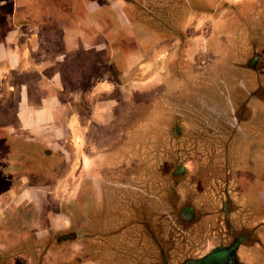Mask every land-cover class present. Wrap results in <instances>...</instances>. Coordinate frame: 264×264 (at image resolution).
Wrapping results in <instances>:
<instances>
[{"label": "rangeland", "instance_id": "1", "mask_svg": "<svg viewBox=\"0 0 264 264\" xmlns=\"http://www.w3.org/2000/svg\"><path fill=\"white\" fill-rule=\"evenodd\" d=\"M128 1L133 9H127V29L125 27L119 37L117 32L109 31V39L116 44L117 38L135 41L136 35L147 34L151 43L145 51L140 50L146 53L147 60L139 59L140 63L119 80L117 72L121 73V69L115 63L112 64L114 69L102 61L107 58L105 51L101 55L85 51V54L75 51L65 54L63 61L74 55L84 60L60 63L66 65L64 73L50 85L60 86V101L69 108L60 126L61 139L43 141L49 144L50 153L54 151L58 157L43 159L44 165L49 164L48 173L30 174L26 179L29 169L23 168L19 173L23 177L14 180L22 186L27 181L47 182L55 204L43 207L39 202L42 197L36 194L40 192L34 191L32 206H24L19 187L15 190L9 179L10 184L3 189L8 206L3 216L5 225H0V264H40L39 260H44L42 264H185L200 257H203L200 264H215L217 249L228 251L227 257H233L237 264H264V248L252 243L257 235L256 220L258 223L260 220L251 219L253 214H247L254 224L248 222L246 229H242V223L239 225L232 219L233 208L240 206L233 200L226 208L232 214L226 215L225 224L217 219L224 188L230 193L234 187L230 181L243 175L242 170L247 177L238 178V187L250 190L252 200L248 201L254 211L262 209L259 192L264 190V0H211L208 6L198 4L205 0H173L170 4L169 0ZM223 3L234 8L228 11L229 17L239 19V38L231 48L227 38L230 34L217 31L221 27L219 22L213 26L212 18L218 8H223ZM243 4L247 6L246 11L240 9ZM82 13V26L88 30L90 22H85L84 11ZM182 15L184 17L179 18L184 23L178 30L165 29L163 23L166 25ZM62 20L69 27L77 22L74 16ZM156 22L164 32L161 33L160 26L155 30ZM102 23L109 24V20L104 19ZM115 27L117 29V25ZM47 29H43L44 33H35L39 42L59 39L56 31ZM69 34L71 40L79 37L73 30ZM198 36L206 45L195 43L186 51L182 41L196 40ZM88 37V32L82 34V38ZM175 38L182 43L176 46ZM158 41H164V45L155 46ZM118 48L115 45L109 49V55ZM39 51L41 55L48 49L31 51L28 61L22 63L23 69L28 67V70L17 76L6 66H0L1 103L9 99V86L21 85L20 75L31 73L41 64L34 61ZM60 51L50 48V53ZM126 52L140 57L137 47H127ZM173 56L175 59L170 62ZM159 71L161 78H147ZM122 82L128 94H120ZM109 97L118 102L110 115ZM0 113L5 120L4 111ZM113 118L115 123L109 128V119ZM239 118H243L241 124L250 121V131H244ZM249 132L253 138L246 140L244 134ZM117 146L133 150L128 152L127 168L130 177L137 176L134 181L140 189L139 195L134 189L125 191L118 186L115 188L119 193L126 196L127 192H132L133 198L107 203L109 173L96 171L104 165L100 164L101 158L89 163L92 174L88 177L94 178L98 187L101 181L103 189L98 188L95 199L103 200V206L90 199L82 203L78 211L76 207H72L71 212L61 208L58 202L71 198L79 179L85 175L86 167H83L88 165L90 153L108 157L109 147L116 150ZM34 149L36 151V147ZM22 150L25 157L26 151ZM5 154L2 157L6 165L11 159L7 150ZM118 159L126 165L123 157ZM249 166L256 171L253 176ZM37 168L42 171L45 167ZM122 170L121 165L117 176L120 180H123ZM171 179L175 184H171ZM53 182H58L54 189ZM170 187L177 188L178 206L163 203L164 189ZM224 195L227 196L225 192ZM27 197L26 194L23 199ZM191 207L185 217L176 215ZM46 213L48 222L42 220ZM65 214H69L68 219ZM240 217H244L243 214ZM30 222L34 224L31 226ZM49 227L58 236L67 233L69 240L62 244L54 242L48 252L45 247L39 248L37 257L33 256L35 251H30L31 248L41 246L39 230L46 232ZM247 229L249 232L245 233ZM44 241L48 245V240Z\"/></svg>", "mask_w": 264, "mask_h": 264}, {"label": "flooded vegetation", "instance_id": "2", "mask_svg": "<svg viewBox=\"0 0 264 264\" xmlns=\"http://www.w3.org/2000/svg\"><path fill=\"white\" fill-rule=\"evenodd\" d=\"M8 6H11V4L10 3L0 4V30H8L11 27V25H9L10 24L9 21L14 23V19L16 17L15 13L11 12ZM233 9L234 8H231L230 5H226L225 3H223V8H218L216 10V14L212 18L213 26L217 25L218 22L219 24H221V27H222V24L225 23L226 21L234 22L236 17L234 16V18H230L229 15L227 14L229 10L234 11ZM236 19L239 20L238 18ZM217 31H220V30H217ZM6 33H9V32L7 31ZM6 36L7 35H4L3 38L6 39ZM182 42L185 44L186 51L191 46L193 47L195 43L199 45L200 43L203 42L206 45V41H204L203 38L201 40L200 39L199 40L189 39V40H185ZM182 42H178V44ZM7 46L8 45L2 46V47H6L7 49ZM2 47L0 48L1 52H3V50L6 51L5 48H2ZM9 48L10 47L8 46L7 50H9ZM193 50L194 52H199V51H195L196 50L195 48ZM83 60L84 59L77 56V60L73 62H81V61L83 62ZM173 63L174 62H172V64ZM64 66L66 65L62 66V64L58 62H51L47 64L41 63L38 66V68L32 71L31 73H27L25 76L24 75L19 76L21 78H25L28 76L29 78L28 85L24 86V85L13 84L9 86V93H7L9 94V99L7 101H4V103H1L0 101V110L4 111L3 114L5 116V120L0 117V122L1 124H3L0 126L1 127L0 128V162H2V164L0 165V207L3 206L2 209H0V225H2V227L3 225H5V222H4L5 220L3 219V216H5L4 210L8 206L6 204L7 202L5 198H3V196L6 195V192H3V189L7 187L8 184H10L9 179L12 180L13 182L12 185L14 186L15 190L19 187L18 192L20 194L22 193L21 200H23L22 204L24 206H29V205L32 206L34 191L40 192L39 194L36 192V194H37V197L39 196L42 197V198L39 197L40 199L39 202L41 203L43 207H50L54 203L53 200L51 199V196L53 193H52V190L50 189V185H46L48 184L47 182L32 183L31 181L30 182L27 181L23 183V185L25 186H22V183L21 184L18 182L14 183V180L21 179V177H23L19 175V173L23 172L24 170L23 168L29 169L28 173L32 175H35V173H38V174H41V173L46 174L44 172L48 173V168H50L49 164L48 162H46V165H44L45 163L43 159L46 158V160L47 159L49 160L51 157L52 158L58 157L56 153H54L53 150H52L53 152L50 153L51 151H49V148H50L49 144L43 141L45 140V138L47 139L53 138V141H57L61 139L60 134H59L61 130L60 126L65 118L66 110L69 111V108L66 107L67 104L61 103L60 101L59 94H60V90L62 91V89H60V86L50 87L51 84L56 83L55 80L57 78H60L63 75ZM121 75L122 74H117V77L119 78V80L123 79V77L126 76V75L124 76H121ZM24 81L25 80L23 79L22 83H25ZM137 83H140V82H137ZM121 85L122 86L119 88L120 94L124 92L128 94L129 90L127 89V87H124L125 86L124 82H122ZM112 87L113 86H111L109 90L112 89ZM109 96H110V93H109ZM109 103H112V105L109 104V115H110V113H113L112 111L115 110L116 108L115 105L118 104V102L115 98L109 97ZM1 115L2 114L0 113V116ZM114 123H115L114 118L109 119V128ZM109 138H111L110 134H109ZM34 147H36V151ZM22 148L25 149L26 151L25 157L22 154L23 152V150L21 151ZM119 148L120 146H117V149L115 150V149H110L109 147L108 157L106 154L100 153L98 155L97 154L94 155L93 153L92 154L90 153V155H92L91 159L88 160V165L83 167V168L86 167V169L84 170L85 175H83V177L79 179V183L76 184L75 191L71 195V198L69 197L64 200H60L58 202L59 205L61 204V208L63 207V209L65 210H70L72 207H76L75 210L78 211L80 205L82 203H87L88 201H90V199H92V201H94L95 204L98 203L99 205H101V207L103 206L102 205L103 200L96 201L95 199V195L97 194L96 192L98 188L103 189L101 181L98 187L95 184V180H93L94 178L88 177L89 173L92 174V171L90 170L91 162H94L96 160H101V158H102V161H100V164L103 162L104 165L97 168L96 171L100 174L103 173L104 171H107L109 173V186L106 189L107 193L105 196L106 197L105 201L107 203L109 202V195H111V193H113V190L116 189L115 187H118V186L127 190V186L129 185L131 186L130 190L132 189L136 190V193L139 195L138 193L139 189H136L138 188V186H135L136 184L133 179L130 180V178H135L136 176H131V177L128 176L130 174L127 168V165H128L127 157L124 158L126 161V165H124V161H121L118 158L116 159L112 158L111 160H109V157L114 155V153L118 151ZM5 149L7 150V155H9V159H11V161L6 165L4 164V159L2 157V154H5V151H6ZM40 165L41 166L43 165L45 167L42 169L43 172L37 168ZM121 165L123 168L122 170L123 180H120L119 178H117ZM52 170H58V167L53 168ZM27 178L28 177H26V179ZM57 185H58V182H55V183L53 182L52 188L54 189V186H57ZM232 189L233 190L230 193H227V188H224L225 191L222 192L223 196L222 198L220 197L222 201L221 200L219 201L218 207H219L220 212L217 214V219L219 223L225 224L226 220H228L226 215L228 214V216H231L232 212L230 211V213H228L226 210V208L229 206L231 201L236 200L238 197L237 195H240V194L242 195L247 192L245 189H241L240 187L237 188L236 186L233 187ZM224 192L225 194H227L226 197L224 195ZM26 194L28 195V197L24 200L23 198L26 196ZM15 196H17L16 193H15ZM44 196L46 198H44ZM105 201H104V204H105ZM109 204H111V201L109 202ZM28 210L31 213V209H28ZM189 212H191V208L186 209L185 211L180 210L177 213V216H179L180 214V217L183 218ZM238 213L239 212L234 211V214L232 215V219L239 225H241L242 223L241 228L246 229L248 225L245 224V221L241 222L242 220H240L238 217L236 218V215ZM245 214L252 215L251 213H249V211L246 212ZM68 215L69 214H65L64 216L68 219L69 218ZM42 218L44 222L45 221L48 222L49 221L48 213H46L45 216ZM29 224L32 226L34 223L30 222ZM54 231L55 230L51 229L50 227L47 229L46 232H44L43 230H39L42 236L40 237L41 240L39 241V243H41V246L35 245L34 247L31 248L30 251H33V252L35 251L34 253L31 252L33 256L35 255V257H37L36 254L38 252L36 250H39V248L45 247L48 252L50 251V249H52L54 242H58L59 244H62L63 242H67L69 240L70 236L67 233L64 232L62 236H58L56 232ZM244 232L248 233L249 230L247 232L245 230ZM49 234L50 236H48ZM43 239L48 240V245L44 244L45 241ZM51 240L52 242H50ZM217 250L218 251H216L217 253L215 254H218V257H217V261L215 262V264H237L236 260L233 257H230V258L227 257L228 253L226 252L228 251L224 252V249H220V250L217 249ZM30 251H28V253ZM201 260H203V257H200L198 258V260L197 259L195 260L198 262L189 261V262H186L185 264H200ZM43 261L44 260H39L40 264H42ZM46 262L48 263L49 260L47 259Z\"/></svg>", "mask_w": 264, "mask_h": 264}, {"label": "crops", "instance_id": "3", "mask_svg": "<svg viewBox=\"0 0 264 264\" xmlns=\"http://www.w3.org/2000/svg\"><path fill=\"white\" fill-rule=\"evenodd\" d=\"M169 4L173 0H169ZM211 0H205L204 3H198L202 5H207L210 3ZM2 3H10L11 6L9 7V10L13 13H15V19L14 23L9 22L11 27L8 30H0V45L5 46L8 45L10 48H5L6 51L3 50L1 52L0 50V66L4 67L6 66L12 73L16 74L21 73L25 70H28V67L26 69H23V62L28 61L30 52L33 50H46L48 51L42 53L39 55L40 51L37 53L39 56H37L34 61H40L43 63H51V62H58V63H66L70 61L77 60V56L74 55L72 58L70 57L69 60L63 61L65 59L66 53L71 52H77V53H83L85 52L92 53L94 55H101L104 53V51L107 53V58L102 59V61H105L107 63L108 67L112 66L113 63H115L118 68L121 69V73L117 72L118 74H122L121 76L129 74L130 70L133 69L135 64L140 63L138 61L139 59L143 61H146L147 58L146 53L141 52L140 50L145 51L146 47L149 46V42L151 37H148L147 34L139 37L136 35V40L132 41L129 39L122 38L121 40L118 38L116 39V44L114 40L112 41L109 39V31L113 30V33L117 32L118 34L116 36L119 37V33L123 32L125 30V27L127 29L128 21V14L127 9H133L130 7L131 2L128 0H0V4ZM242 11H246L247 6L243 4ZM82 11H84L85 15V22L86 20L90 22L88 25V30L82 26ZM139 11V10H138ZM135 11V12H138ZM241 12V11H240ZM239 13V11H238ZM58 15V16H57ZM71 17L74 16V19H77V22L75 21L73 27H69V25H66V23H63L62 19H65V17ZM179 17L177 16L176 19L168 21V23L164 25L165 29L170 30H178L179 25L184 23ZM194 18V17H193ZM107 19L109 20V24L104 25L102 22L103 20ZM62 22V25L61 23ZM228 23V24H227ZM58 24V25H57ZM87 24V23H86ZM157 25H155V30L158 26L161 28V33L164 32L161 25L156 22ZM117 25V29L115 27ZM48 28V29H47ZM43 29L56 31V34L58 35V40H43L40 41L37 39V35L35 33L42 31L44 33ZM75 31L76 35L79 37H75V39L71 40L68 35L69 31ZM118 30V31H116ZM134 33H136L135 29ZM218 32H225L226 34H230L229 41L231 42V47L236 46L237 39L239 36V27H238V20L235 18L234 22H225L222 24V27L219 29ZM9 33H6V32ZM88 32V39L82 38L83 33ZM4 35L6 36V39L3 38ZM142 35V33H141ZM201 36H198L196 40H199ZM25 38L26 41L23 39ZM150 38V39H149ZM5 39V40H4ZM215 39V37H214ZM170 40V39H168ZM172 40V39H171ZM193 40V39H192ZM195 40V39H194ZM174 44L177 46L178 39L175 38ZM151 43V42H150ZM12 45V46H11ZM120 47L117 49V51L113 55H109V49H113V47ZM164 45V41H158L155 43V46L162 47ZM211 46L213 44L210 43ZM0 47V48H1ZM32 47V48H31ZM80 47H82L84 50H81ZM127 47H137L140 57L134 56L133 54L127 53ZM50 48H57L61 51L58 53H50ZM85 51V52H84ZM162 52V49L161 51ZM160 58L163 56L162 54L159 55ZM175 59V56L171 58V61ZM92 60H99V59H92ZM170 61V62H171ZM130 64V66H129ZM171 64V63H170ZM114 65V64H113ZM129 67V68H128ZM38 68V67H37ZM36 68V69H37ZM115 69V68H114ZM112 70V69H110ZM34 71V69H32ZM148 79L151 78H161V71L159 72H153L151 75L147 76ZM25 83H21V85H28V76L23 78ZM148 82V81H146ZM144 82L143 84H146ZM156 84L154 87L158 86ZM0 93V97H1ZM112 105V103H109ZM243 118H239V124L245 126L244 131H250V121H245L243 124H241ZM253 120V117H252ZM244 137L246 140L252 139L253 136L249 132V134H244ZM131 141L133 139H130ZM141 142V141H139ZM143 146L145 145L144 140H142ZM128 152H133V150H127V147L120 148L118 151L114 153L111 157H109V160L112 158H122L128 157ZM248 168L249 173L252 174V176L255 174V169L253 166H249ZM243 175L239 176V179L242 177H247V173H245L243 170L241 171ZM30 176V173L27 172V177ZM129 176V175H128ZM250 176V175H249ZM137 177V176H136ZM135 177V178H136ZM135 178H130L135 180ZM173 179L170 180L171 184H175ZM177 184V182H176ZM237 184V182H236ZM244 183H241V185ZM252 184V183H251ZM238 185V184H237ZM131 186H127V190L130 191ZM133 187V186H132ZM241 189H245L247 192L244 194L237 195V199L234 200L236 203H239L238 208H233L234 211H239L241 213H238L236 215L237 217H240L242 214L244 217H240L239 219L242 221H245V224H254L250 221V219L247 217L248 215H244V213L248 212L253 214V218H257L258 220H262L261 218H264V194L263 191L258 190L260 195V205L262 206V209L254 211L251 203L249 201L252 200L250 190H248L245 186L241 187ZM138 189V188H136ZM140 190V189H139ZM165 198L163 203H166V205H172L173 207L178 206V202L180 198H178V192L176 187H170L169 189L165 188ZM134 190V193L137 194ZM174 191V193H173ZM204 192V190H203ZM138 195V194H137ZM127 198H133L132 192H127V195L125 196L122 194V192L119 193L117 189L113 190V193L109 195V202L111 201V204H114L117 201H124V199ZM242 198L246 199L247 202H245ZM111 199V200H110ZM241 199V202L240 200ZM249 199V201H248ZM244 204L247 205L246 208H244ZM192 209V207H191ZM177 213V211H176ZM177 215V214H176ZM170 216L173 217V214H170ZM169 217V216H168ZM177 217V216H176ZM186 220V219H185ZM254 221V220H253ZM259 223L256 220V228L257 235H255L254 238H252V243L256 246H260L261 248H264V220H262ZM248 229L246 230V232ZM261 252V250H260ZM258 264H261L258 262Z\"/></svg>", "mask_w": 264, "mask_h": 264}, {"label": "trees", "instance_id": "4", "mask_svg": "<svg viewBox=\"0 0 264 264\" xmlns=\"http://www.w3.org/2000/svg\"><path fill=\"white\" fill-rule=\"evenodd\" d=\"M204 12H206L204 9H202ZM230 37V36H229ZM229 37H227L228 38V42H229V44L231 43L230 41H229ZM238 38H239V36H238ZM238 178H239V176H237L235 179H233L232 181H230V185L231 186H236L237 188H238V185L236 184V182L238 181ZM219 189H221V187L219 186ZM140 191V190H139ZM225 191V190H224ZM191 204V203H190ZM192 206V205H191Z\"/></svg>", "mask_w": 264, "mask_h": 264}]
</instances>
